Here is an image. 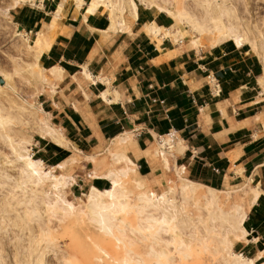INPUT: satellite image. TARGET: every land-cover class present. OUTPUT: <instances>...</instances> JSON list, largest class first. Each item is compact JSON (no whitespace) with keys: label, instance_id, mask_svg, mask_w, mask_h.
<instances>
[{"label":"crops","instance_id":"1","mask_svg":"<svg viewBox=\"0 0 264 264\" xmlns=\"http://www.w3.org/2000/svg\"><path fill=\"white\" fill-rule=\"evenodd\" d=\"M86 2L63 5L51 45L38 59L43 69L63 71L56 91L40 93L38 103L68 140L65 146L38 138V159L56 166L71 149L83 152L131 133L130 159L147 176L153 141L173 132L182 151L173 148L172 165L195 183L219 189L246 180L264 190V134L256 130L263 119L255 117L264 113L260 59L231 40L206 51H179L180 40L160 32L158 44L145 29H170L174 21L167 14L138 5L126 28L112 29L109 13H87ZM57 3L18 7L14 22L36 34ZM85 68L92 80L83 77ZM91 186L103 190L110 182L93 178ZM243 228L239 251H264V193L247 211Z\"/></svg>","mask_w":264,"mask_h":264},{"label":"rangeland","instance_id":"2","mask_svg":"<svg viewBox=\"0 0 264 264\" xmlns=\"http://www.w3.org/2000/svg\"><path fill=\"white\" fill-rule=\"evenodd\" d=\"M39 1L42 0H36L35 4ZM56 1L59 2V0ZM86 1H88L87 7L91 0ZM112 1L114 4L121 2V0ZM161 1L128 0L125 5L120 3V8L118 7L115 12L116 20L123 21V25L129 24L135 17L138 5L159 11L156 7ZM210 1L213 4H222L221 0ZM169 2L167 7L174 14L191 7L200 9L196 7L194 0H170ZM68 3L73 1L68 0ZM237 3L240 6L234 4L232 0L231 2L226 0L225 4L237 6L236 9L240 7V11L237 9L240 18L250 27L249 39L253 40L252 48L254 49L251 48L253 44L245 45L248 49L254 50H251L252 53L261 61L263 73L260 86L264 97V0H240ZM35 4L0 0V70L9 76H5L0 83V90H4L0 91V102L2 101L0 106L5 109L3 113L5 117L8 115L6 119L9 120V116L14 117L11 123L8 121V124L4 123L10 128L7 131L9 130L8 136L11 133L9 139L11 138L12 143L8 142L7 134H4L7 132L6 129L0 128V264H41L38 254L42 252H45L46 264H124V258L129 259L127 264H155L156 260L150 255L152 238L148 237L152 231H142L139 225L144 224L143 218L147 214L159 216V213L163 212L162 207L171 204L166 200L172 201L178 208L175 220L177 227L174 231L168 228L166 232H161V239L168 241V245L163 247L158 243L155 248L165 250L168 256L160 258L159 263L230 264L232 255L237 254L245 258H254L252 264H263L264 252L259 258V252L253 254L239 251L237 243H245L246 232L241 234L238 230L231 228V231L229 228L231 227L229 221L233 218L231 215H236L242 210L246 216L247 197L256 184L251 185L244 180L240 185L219 188L217 189L219 191L215 192V203L206 204L202 197L210 193V187L195 183L185 171L174 168L171 154H166L171 152L163 151L165 154H161L162 157L157 156L156 153L160 155L162 152L158 142L161 139H167L169 135L165 138L156 137L153 141L149 149L152 154L151 172L146 178L137 177L135 167L130 163L129 153L134 144L131 133L120 135L83 152L71 149V157L74 156L78 160L68 162L63 169L55 168V174L67 177V188L62 194L74 204L75 213L59 219L61 212L54 207L51 208L52 204L47 205L42 202V200L55 201V191L52 189L51 182L44 181L37 185L30 183L31 181L26 180L24 176L22 179L21 175L24 174L21 172V162L16 160L17 153L12 146L18 145L19 149H22L19 152L31 154L38 159L40 154L34 153L37 139L44 137L49 142H55L54 139L45 135L44 131L42 132L45 125L61 137V145L67 146L68 140L60 128L51 123L50 117L38 103L39 94L55 92L58 83L46 84L35 79V73H40V65L34 60L33 49L25 44L26 38L29 44L32 43L35 33L20 31L12 16L18 7ZM170 17L173 19L172 16ZM117 21L114 27L111 25V28L116 27ZM147 26L151 25H146L145 29ZM182 30L189 34V28H182ZM17 33L20 35L16 36ZM209 36L211 35L206 38ZM211 37L210 39L204 37L205 40L202 39L203 44L198 49L192 46L188 35L179 39L180 43L176 46L179 51L190 49L206 51L226 41L217 42V38L212 40ZM6 83H10V87L14 89L9 88ZM261 119H263L262 125L256 129L259 130L258 135L264 134V113L261 114ZM3 130L5 132L1 134ZM119 138H124V141L115 143L114 140ZM172 142L174 144L179 141L173 138ZM137 155L136 152L135 156ZM119 156L125 158L121 159ZM43 165L45 169L50 167L48 162H44ZM109 173L118 175L117 179L123 192L121 200L127 206L125 211L113 214L114 236L106 235L97 229L86 215L88 209L85 195L92 185L91 175ZM138 183H141L143 187H137ZM186 185L194 187V190H190V187ZM147 199H151L153 205L144 208L142 212L137 211L138 206L143 204L142 201ZM228 217L230 220L227 219ZM228 228L229 235L226 231ZM120 231H123V238ZM180 240L183 243L178 245ZM186 243H188L186 246L188 255L182 258L178 251Z\"/></svg>","mask_w":264,"mask_h":264},{"label":"bare ground","instance_id":"3","mask_svg":"<svg viewBox=\"0 0 264 264\" xmlns=\"http://www.w3.org/2000/svg\"><path fill=\"white\" fill-rule=\"evenodd\" d=\"M18 1L19 2L20 1L21 2H29L30 4L36 3V0H15V2H18ZM72 1L76 5L77 8L80 7L84 3V0H72ZM169 1L170 0H162L161 3H158L159 5L157 4L156 8L160 12H163L169 16H172L173 19L175 20L174 21L175 25L173 24V26L170 29L169 28L168 29H161V28H157L154 25L146 27V31L150 35H152L153 39H155L158 44L161 42V38L158 37L160 32H163L162 33L163 37L172 36L174 41H176V42L179 41V39H182L188 35L192 46L196 47L197 49L203 44L202 39H204V37H205V39H207V38L210 39L209 37L216 36V35L218 36V37H215V38H217L216 39L217 42L231 39L234 41V43L238 47H242L245 44H251V45L253 44V40L251 41L249 39L250 27L248 26V24H246V22H243L242 19L240 18V15L238 12L240 7L237 8L238 10L235 8L237 6H240V4L237 3L240 0H232V1H234V4H238L237 6L232 5L233 7L230 5H226L225 4L226 0H221L222 4L221 3L220 4H217V3L213 4L210 0H194L197 4L196 7L197 8L199 7L200 9H196L194 7H191V8H187L186 11L185 10H179L175 14L172 12V10L170 8L167 7V3ZM66 2H68V0H59V2L57 3L58 5L56 7V10L52 13L51 21L49 20L50 22L46 23L41 31L36 32L35 38L31 44L28 43V38H26L25 44L27 46H29L31 49H33V51H34L33 56H34L35 62H38V59L42 55V53H44L45 51H47L49 49L51 42H52L51 37H53V34L56 32V27L58 26L57 21L61 17L62 7ZM230 2H231V0H230ZM120 3L122 5H125L128 3V0H123V1L121 0V2L119 1V4H114V2L112 0H91L87 4V13H95L97 11L107 10L109 13V18H110L109 20L111 21V25H112V27H114L115 23L117 21L115 12H116L118 7L120 8ZM117 22H118L117 25H120V26L123 25V21L118 20ZM122 27H124V25ZM124 28H126V27H124ZM182 28H189V30H188L189 34H187L186 31L184 32L182 30ZM18 35H20V34L17 33L16 36H18ZM208 35H211V36L206 38V36H208ZM215 38L211 37L212 40L213 39L215 40ZM253 46H254V44L251 46V48ZM252 49H254V48H252ZM252 51H254V50H252ZM17 68H19V67H17ZM39 71H40V73H35L33 71L35 73V79H37L40 82L46 83V84H51V83L55 82L56 80H59L61 78L62 72H63L62 69L59 68V66L53 67L51 69H43L42 67H39ZM90 74L87 72V70L85 68L83 71V75H84L83 77L85 79L92 80ZM5 76L9 77L7 74H4L0 70V83L3 82L2 79ZM80 76H82V74ZM93 79H95L94 76H93ZM9 84L10 83H8L7 86L13 90L14 88L10 87ZM3 91H1V92H3ZM4 112H5L4 107L0 106V128L1 129L4 128V129H6L5 131H7V129L9 127L5 126L4 123H6V124H8V122L11 123L13 121L14 117L12 116V118H11L9 116V120H8V119H6V117L8 118V115L5 117V114H3ZM255 117L257 119L262 120L259 116H255ZM255 117H254V119H255ZM10 119H11V121H10ZM9 130H10V128H9ZM9 130L7 132H5L4 130L1 132V134L3 132H5L4 134H7L8 142L11 140V138L9 139V137H11L10 136L11 133L8 136ZM41 130H42V126H41ZM43 131H44L45 135H48L49 137L54 139L57 145L62 144L61 137L59 135H57L52 129L48 128V125H45L43 127L42 132ZM167 137H168L167 139H161V141L158 142V145L162 151V152L160 151L161 152L160 154H165V152H171L170 150L174 148V144H172L173 142L171 140V136L169 135ZM116 140H114L115 143L122 142V141H124V138H119L117 141ZM10 142L12 143L13 141H10ZM133 142H134V140H133ZM16 146H14V144H13L12 148H13L14 152L17 153L16 154L17 155L16 160H19L21 162L22 171L21 170L20 171L24 174V175H21V178L24 176V178H26V180L28 179L31 181V182L30 181H27V182H30V183L33 182V184H37V185L41 184L44 181H50L52 184V189H53V191H55V197H56L55 201L51 202L50 200H47V201L42 200V202L47 204V205L52 204L50 206L51 208L54 207L57 211H60L61 214H60L59 219H63L64 217H69L72 214H74L76 211V207L71 202V200L70 201L67 200L62 194L63 190H65L67 188V186H66L67 177L63 176L62 174H55V168L63 169L64 166L68 162H75L78 159L74 156H72V157L70 156L69 158H67L64 161H62L61 163H59L58 165L50 166L48 169H45L43 162L41 160L32 157L31 154L22 153L21 151L19 152V150H22V149H19L18 145H16ZM178 146H176V147L178 148L177 150L179 151L182 148L178 147ZM163 151H165V152L163 153ZM137 154H139V153L137 152ZM144 154H146V152H144ZM166 154H171V153H166ZM122 157L125 158L124 156H119V158L123 159ZM135 157H138V155ZM130 163H132L134 165L137 177L146 178V176L140 175L138 173V171L136 170V165L133 161L130 160ZM19 168H20V165H19ZM180 170H182V167ZM92 175H91V177H93V178H103V179L109 180L110 186L107 189H103V190L97 189L94 186L90 187L89 192L85 195L86 206L88 209V213L86 215H87L88 219L92 223H94V225L97 227V229H99L100 231H102L106 235H110V236L113 235L114 236L113 228L115 227V224L113 223V214L118 213V212H123L127 209V206L121 200V197L123 196V192L120 189V183L117 179L118 175L115 176L113 173H109L107 175H97V174H95L93 176ZM22 181H24V180H22ZM137 187L141 188V187H143V185L141 183H138ZM186 187H190V190H192V191L194 190V187H191L190 185H186ZM209 190H210V193H208L206 195L204 194V196L202 195L203 196L202 199L204 200V202L206 204H213V203H215V200H216L215 192H218L219 190L214 189V188H209ZM262 193H264V190H262L259 185H254L252 187L251 192L247 197V205H246L247 210H249L252 207V205L256 202V200L258 199V197ZM46 196L48 197V195H46ZM44 199H46V198H44ZM166 201L171 202V204L163 206L162 207L163 212L161 211V213H159L160 214L159 216L158 215L153 216L152 214H147L143 218L145 221L144 224L140 223V225H139V228L142 231H149V232L152 231L148 234V237L152 238L153 243L151 242V245H150V255L156 260L155 264H161V263H159V259L160 258H167V256H168V254L166 253L165 250L160 249V248H155L158 243H160L161 246H163V247L164 246L166 247L168 245V241H163L161 239L162 238L161 232H163V231L166 232V229H168V228L171 230L173 229L172 231H174L175 228L177 227V224H175V220H176L177 215H178V208H176V205H174V203L172 201H169V200H166ZM142 203H143L142 205L138 206L137 211L142 212L144 210V208H148L149 206L153 205V204H151V199L144 200V201H142ZM229 217L227 219L230 220ZM231 217H233L231 221L227 220L230 222L231 227H229V228L230 229L232 228L233 230L236 229L241 234H244L245 230L243 228V222L245 219V212L240 210V212H238V214H236V215L233 214V215H231ZM229 228L226 230L228 233L227 235H229V233H230V231H228V230H230ZM232 229H231V231H232ZM119 233L121 234V236L123 238V236H124L123 231H120ZM176 235L177 234H175V236ZM236 235H238V234H236ZM175 236H174V238H176ZM118 240L120 241L121 239H118ZM225 240H226V238H225ZM225 240H224V242H225ZM226 242H227V240H226ZM182 243L183 242L181 240L178 241V245H180ZM187 244L188 243L184 244L182 249L180 251H178L182 255V258H186L188 255L187 250H186ZM263 252L264 251L259 252V255H260L259 258L262 257ZM44 257H45V252L38 254V259H39V262L41 264H46ZM169 259L173 260L171 257H169ZM253 259L252 258H245L242 255L233 254L232 259L230 261V264H252ZM128 260H129L128 258H124L123 263L127 264Z\"/></svg>","mask_w":264,"mask_h":264},{"label":"built area","instance_id":"4","mask_svg":"<svg viewBox=\"0 0 264 264\" xmlns=\"http://www.w3.org/2000/svg\"><path fill=\"white\" fill-rule=\"evenodd\" d=\"M152 102L155 103V102H157V100H152ZM158 103H161V104H162V101H158ZM168 135H170L171 138H172V140H173V138H174V133L172 132V133H169ZM159 138H160V137H159ZM159 153H160V152H159ZM160 156H161V154H160Z\"/></svg>","mask_w":264,"mask_h":264}]
</instances>
